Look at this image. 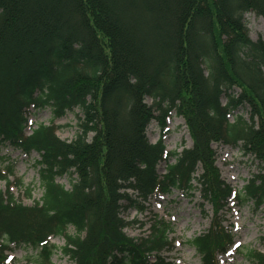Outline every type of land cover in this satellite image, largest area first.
<instances>
[{
  "label": "trees",
  "instance_id": "16d2710c",
  "mask_svg": "<svg viewBox=\"0 0 264 264\" xmlns=\"http://www.w3.org/2000/svg\"><path fill=\"white\" fill-rule=\"evenodd\" d=\"M252 12L264 19V0H0V146L40 156L42 190L31 206L0 191V264L11 245L39 250V264H54L57 249L68 264H175L162 255L173 248L169 224L132 238L125 230L135 221L122 216L174 191H198L212 208L209 229L189 243L201 264H219L235 244L223 224L230 201L264 206V40L249 36ZM245 105L249 118L231 122ZM31 108L55 118L80 109L79 134L66 141L58 126L39 124L27 135ZM173 112L192 146L170 153ZM153 121L156 143L147 136ZM213 144L241 147L259 163L243 190L223 180ZM12 174L0 170V181ZM65 176L69 189L58 182ZM246 255L264 264L263 253Z\"/></svg>",
  "mask_w": 264,
  "mask_h": 264
},
{
  "label": "rangeland",
  "instance_id": "374dc122",
  "mask_svg": "<svg viewBox=\"0 0 264 264\" xmlns=\"http://www.w3.org/2000/svg\"><path fill=\"white\" fill-rule=\"evenodd\" d=\"M248 25L249 35L252 40H264V19L255 13L245 15ZM235 92H240L235 90ZM222 102L227 104L226 96H223ZM148 104H152L150 99ZM250 107L245 105L239 111L232 113L231 122H234L237 115H243L249 118ZM83 113L80 109L68 112L63 118L56 119L50 108L44 110H31L28 114L29 126L27 133H31L39 124L49 125L54 122L58 126L57 135L66 141H72L80 132V119ZM168 133L164 140L168 152H181L184 147H191L192 141L185 127L184 120L178 117L174 112L167 120ZM94 134H90V139ZM148 138L151 143H156L161 136V129L158 122L153 121L148 128ZM214 150L217 152V167L221 172L223 180L234 187L236 191L243 190L254 175L259 171V163L251 154L245 152L241 147H230L214 144ZM40 156L33 152L30 155L15 150L10 146H0V169H6L9 164L13 167L12 182L21 180V184L15 185L11 192L16 200L24 205L31 206L42 197L40 187L39 169L36 162ZM171 159V158H170ZM171 162L174 161L172 158ZM166 163L159 166L160 174L165 173ZM201 173V170L198 174ZM67 189L71 187L72 180L65 176L58 179ZM33 190L32 197H27V190ZM7 185L0 182V190L5 191ZM130 194H133L130 192ZM133 198L135 196L133 195ZM145 211H140L137 207H131L123 210L122 216L128 221H135L125 231L129 237L144 238L151 231L155 221H164L170 226L169 238L173 242V249L167 250L163 256L177 264H201V257L190 245L196 236L207 231L213 217L212 208L204 204L201 195L196 191L193 195H187L180 191H174L170 195H160L152 197L145 204ZM224 226L229 228L235 236L236 247L227 255L219 256V264H254L247 259V252L256 250L264 253V207L257 208L252 202H246L237 205L230 202L228 209L224 211ZM69 234H74L73 228H69ZM51 244L62 248L65 245L63 238L53 237ZM11 264H39V250L32 247H12L9 253ZM69 258L63 256L57 249L53 256L54 264H68Z\"/></svg>",
  "mask_w": 264,
  "mask_h": 264
}]
</instances>
